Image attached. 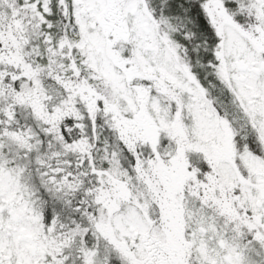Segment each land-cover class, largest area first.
<instances>
[{
    "label": "snow or ice",
    "instance_id": "obj_1",
    "mask_svg": "<svg viewBox=\"0 0 264 264\" xmlns=\"http://www.w3.org/2000/svg\"><path fill=\"white\" fill-rule=\"evenodd\" d=\"M0 264H264V0H0Z\"/></svg>",
    "mask_w": 264,
    "mask_h": 264
}]
</instances>
